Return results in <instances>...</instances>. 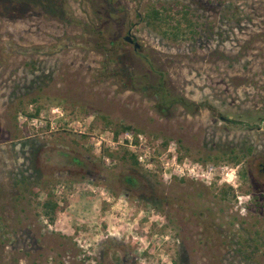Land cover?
<instances>
[{"label": "rangeland", "instance_id": "rangeland-1", "mask_svg": "<svg viewBox=\"0 0 264 264\" xmlns=\"http://www.w3.org/2000/svg\"><path fill=\"white\" fill-rule=\"evenodd\" d=\"M127 131L217 175L169 182L112 143ZM263 166L264 0H0V264H264Z\"/></svg>", "mask_w": 264, "mask_h": 264}, {"label": "built area", "instance_id": "built-area-1", "mask_svg": "<svg viewBox=\"0 0 264 264\" xmlns=\"http://www.w3.org/2000/svg\"><path fill=\"white\" fill-rule=\"evenodd\" d=\"M112 143L132 148L137 156L138 163L146 169H152L156 164H159L163 176L170 181L176 178L201 180L205 177L213 181V174L217 175L218 168L213 165L204 166L187 158L181 159L176 144H169L163 151L158 153V146L152 144L144 134H135L127 131L124 135L118 136V138L113 136ZM220 172L219 176H223V181L228 183L237 178L236 171L227 166L221 167Z\"/></svg>", "mask_w": 264, "mask_h": 264}, {"label": "trees", "instance_id": "trees-1", "mask_svg": "<svg viewBox=\"0 0 264 264\" xmlns=\"http://www.w3.org/2000/svg\"><path fill=\"white\" fill-rule=\"evenodd\" d=\"M171 8H151L148 10L144 16H140L141 20L145 22L148 26H151L154 30H157L165 37H172L173 39H187L189 35L192 37L196 33L193 28V22L191 19L188 18L187 13H184L183 16L180 18H177L175 15H173ZM184 23H186V26H184ZM118 45V43H109L108 46L111 48L113 46ZM108 53L111 55H115V52H112V50L109 48H104ZM115 57V56H114ZM150 93L152 96H154L158 101V108L161 113H168V110L175 104V102H181V100H178V98L170 99L169 98V91L166 87L165 81L161 80L159 83L153 84L150 87ZM41 113V109H37L36 113L32 114L31 117L39 116ZM131 129L132 128H124ZM165 145L168 146L169 141L164 142ZM232 161L237 164L240 162V158L237 156L236 152L233 151ZM132 164L135 166H139L136 159L134 157H131ZM229 192H225V196ZM63 207H61L54 199V196L52 194L48 195V198L44 204H42V214L50 220L51 223H54L56 221V218L60 212H62Z\"/></svg>", "mask_w": 264, "mask_h": 264}, {"label": "flooded vegetation", "instance_id": "flooded-vegetation-1", "mask_svg": "<svg viewBox=\"0 0 264 264\" xmlns=\"http://www.w3.org/2000/svg\"><path fill=\"white\" fill-rule=\"evenodd\" d=\"M133 40H134V42H136V39L135 38H133V37H131ZM134 42H132V43H130V44H134ZM211 111L213 112V109H211ZM212 126H213V121H212ZM212 149H213V135H212ZM211 159L213 160V150H212V153H211ZM263 172H264V166H263ZM169 181V180H168ZM179 181H188V179H181V180H179ZM191 181H196V182H198L199 180H191ZM201 181V180H200ZM169 182H171V181H169Z\"/></svg>", "mask_w": 264, "mask_h": 264}, {"label": "water", "instance_id": "water-1", "mask_svg": "<svg viewBox=\"0 0 264 264\" xmlns=\"http://www.w3.org/2000/svg\"><path fill=\"white\" fill-rule=\"evenodd\" d=\"M126 41L129 42V43H132L134 42V40L131 38V37H126ZM134 46H135V49L138 50L140 48V45L138 42H134Z\"/></svg>", "mask_w": 264, "mask_h": 264}]
</instances>
